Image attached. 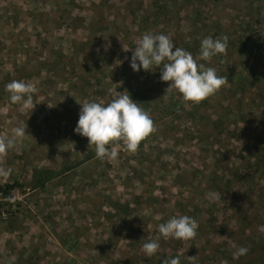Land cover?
Segmentation results:
<instances>
[{"label": "rangeland", "instance_id": "rangeland-1", "mask_svg": "<svg viewBox=\"0 0 264 264\" xmlns=\"http://www.w3.org/2000/svg\"><path fill=\"white\" fill-rule=\"evenodd\" d=\"M166 4L174 11L160 10ZM261 27L264 0H0V139L22 121L28 134L0 156V187L11 186L0 194V264L263 263ZM149 32L228 83L198 104L164 94L158 69L129 67ZM206 36H227L225 54L200 60ZM13 79L36 87L30 113L9 102ZM122 91L155 131L135 152L118 142L106 146L115 159H98L73 132L79 104ZM38 170L52 172L42 186ZM180 215L196 221L195 237H161L158 225ZM152 239L160 248L147 257L142 244ZM234 246L247 254L234 258Z\"/></svg>", "mask_w": 264, "mask_h": 264}, {"label": "clouds", "instance_id": "clouds-1", "mask_svg": "<svg viewBox=\"0 0 264 264\" xmlns=\"http://www.w3.org/2000/svg\"><path fill=\"white\" fill-rule=\"evenodd\" d=\"M228 37L219 39L204 37L200 41L199 58L208 61L226 52ZM129 67L133 72H153L159 70V79L169 82L165 93L175 90L182 98L198 104L214 95L227 82L226 76L217 75L216 69L198 63L193 55L181 47H177L168 35L162 33H145L131 50ZM11 104H18L30 111L34 108V85L22 80H11L4 85ZM118 94L107 103L88 101L80 105L78 119L73 132L87 138V146L92 145L98 159H115L118 153L109 151L108 145L123 142L128 152H135L140 142L155 131L153 122L144 109L133 101L127 91ZM163 94V95H164ZM25 121L12 129V136L0 139V156L14 149L16 138L27 134ZM7 174V173H5ZM198 225L187 215L173 216L158 225L160 236L167 239L189 240L195 237ZM234 258L245 256L247 247L234 246ZM160 248L159 240L152 239L142 244L147 257L154 256ZM163 264H180L179 256L166 259Z\"/></svg>", "mask_w": 264, "mask_h": 264}, {"label": "trees", "instance_id": "trees-1", "mask_svg": "<svg viewBox=\"0 0 264 264\" xmlns=\"http://www.w3.org/2000/svg\"><path fill=\"white\" fill-rule=\"evenodd\" d=\"M171 6H169L168 4L166 5H162L160 7V10H164L166 13H171L172 10L171 8H169ZM171 9V10H170ZM210 12V10H209ZM250 32V27H246V29L243 30V33L241 34L242 37L245 36L246 40L250 39L248 33ZM256 38H255V42H256V53L258 54H263L264 53V27H261L260 31L256 32ZM247 34V36H246ZM52 172L49 170H38L36 172H34V176H33V180L36 183L37 186H42L43 183L45 181H47L46 179H48L49 177H51ZM38 179V180H36ZM37 181V182H36ZM34 184V187L36 186ZM11 188V186H4L3 188L0 187V194H2L4 197L8 195V191ZM245 264H248V262H246ZM260 264H264L260 263Z\"/></svg>", "mask_w": 264, "mask_h": 264}]
</instances>
